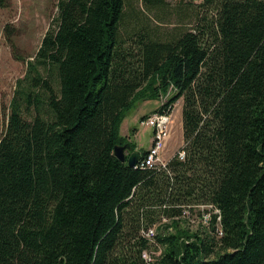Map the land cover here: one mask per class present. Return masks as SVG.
Returning <instances> with one entry per match:
<instances>
[{"label":"trees","instance_id":"16d2710c","mask_svg":"<svg viewBox=\"0 0 264 264\" xmlns=\"http://www.w3.org/2000/svg\"><path fill=\"white\" fill-rule=\"evenodd\" d=\"M177 1H58L0 140V264H148L163 217L156 264H264V0ZM164 97L185 159L131 168L121 126Z\"/></svg>","mask_w":264,"mask_h":264},{"label":"rangeland","instance_id":"374dc122","mask_svg":"<svg viewBox=\"0 0 264 264\" xmlns=\"http://www.w3.org/2000/svg\"><path fill=\"white\" fill-rule=\"evenodd\" d=\"M58 1L10 0L7 7L0 8V140L7 127L10 106L18 88V82L23 80L27 75L28 62L34 59L43 38L57 16ZM168 1L172 6L179 2L177 0ZM190 1L193 0H184L183 3L188 4ZM193 2L198 4L197 1ZM175 20V18L168 19L167 22L172 24H160L155 21V25L160 26L158 28L159 31L167 33L174 29ZM192 25L188 26L191 27ZM166 100L167 97H164L160 101H148L140 104L124 120V132L126 130H130L129 133L133 130L138 131L135 141L141 150L149 148L154 135L151 127L141 123L143 117L153 115L154 111ZM182 106L183 101H178L171 113L169 137L166 142V144L170 145L165 151L164 157L166 158L172 157V149L175 147V144L184 145L183 134L181 132ZM188 210L190 211L189 208ZM163 218L160 219V222L158 221L159 223L155 224L158 225V229L162 225H169V228H172L173 221L169 220L170 224H164L162 223ZM192 218L195 222L189 220V227L192 230H196L203 221L202 218L200 219L197 216H193ZM181 227L187 228V225L182 224ZM173 230L174 228H172ZM172 231L168 230V232Z\"/></svg>","mask_w":264,"mask_h":264},{"label":"built area","instance_id":"2783aa9c","mask_svg":"<svg viewBox=\"0 0 264 264\" xmlns=\"http://www.w3.org/2000/svg\"><path fill=\"white\" fill-rule=\"evenodd\" d=\"M171 117L172 114L170 112H159L149 116L141 122L143 125L151 127L154 132V137L150 148L146 151L145 155H142L139 161L141 162V165L143 167L156 169L159 172L168 168L171 158H166L164 156L167 148L166 142L169 137V124L171 121ZM177 155L180 160L185 159L184 151H178ZM204 208L205 206L202 205L196 207V209L198 210H203ZM215 212L219 213V211L217 210ZM183 214L190 218V221L195 222L188 209L185 210ZM210 216L211 214L209 213L204 214L202 217L203 222L208 223L210 220ZM162 223L170 224L169 220L166 218L163 219ZM169 230L172 231V228H169ZM141 235L149 242V244H152L154 246V249H152L151 251H143L142 259L148 264H156L158 258L162 254V248L156 243V237L158 235V225L143 229L141 231Z\"/></svg>","mask_w":264,"mask_h":264},{"label":"water","instance_id":"95a60500","mask_svg":"<svg viewBox=\"0 0 264 264\" xmlns=\"http://www.w3.org/2000/svg\"><path fill=\"white\" fill-rule=\"evenodd\" d=\"M130 149V144L119 145L115 147L114 154L121 162L127 163L129 167L134 168L139 162L140 153L133 152L129 157H127V151H129Z\"/></svg>","mask_w":264,"mask_h":264},{"label":"crops","instance_id":"0c3cea01","mask_svg":"<svg viewBox=\"0 0 264 264\" xmlns=\"http://www.w3.org/2000/svg\"><path fill=\"white\" fill-rule=\"evenodd\" d=\"M181 132L183 134V123H181ZM128 131V132H127ZM130 130H126L124 132V125L122 124L121 126V135L122 136H125V137H130L131 138V141L135 143L136 145V148H135V152H139L141 149L138 147V145L136 144V141H135V137L138 135V131H135L133 130L131 133H129ZM133 134V136H132ZM170 144H167V148L169 147ZM151 144L149 145V148H150ZM183 146V144H175V147L172 149V157L176 154V151L177 149L181 148ZM149 148H147L145 151H147ZM140 153V152H139ZM167 158H171V157H167Z\"/></svg>","mask_w":264,"mask_h":264},{"label":"bare ground","instance_id":"6f19581e","mask_svg":"<svg viewBox=\"0 0 264 264\" xmlns=\"http://www.w3.org/2000/svg\"><path fill=\"white\" fill-rule=\"evenodd\" d=\"M153 137H154V135H153ZM209 209H212V208H211V207H209ZM214 213H216V212L214 211ZM204 214H206V213H204ZM204 214H203V215H204ZM202 221H203V218H202Z\"/></svg>","mask_w":264,"mask_h":264}]
</instances>
